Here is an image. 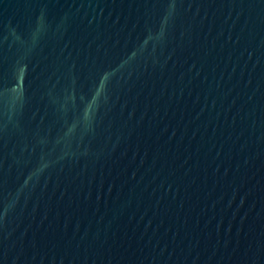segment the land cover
<instances>
[{
  "label": "water",
  "instance_id": "obj_1",
  "mask_svg": "<svg viewBox=\"0 0 264 264\" xmlns=\"http://www.w3.org/2000/svg\"><path fill=\"white\" fill-rule=\"evenodd\" d=\"M0 264H264V0H0Z\"/></svg>",
  "mask_w": 264,
  "mask_h": 264
}]
</instances>
